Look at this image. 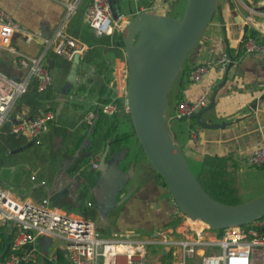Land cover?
I'll use <instances>...</instances> for the list:
<instances>
[{"label":"crops","instance_id":"1","mask_svg":"<svg viewBox=\"0 0 264 264\" xmlns=\"http://www.w3.org/2000/svg\"><path fill=\"white\" fill-rule=\"evenodd\" d=\"M74 1L76 0H0V8L6 11L21 27L40 34L44 39L51 37L56 30L62 28L63 35L73 38L77 46L83 45L81 47L85 52L88 48L89 34L85 16H83L82 27L79 30L68 27L76 10L68 19H65L66 4ZM156 1H153V6L156 9L151 12L166 14L170 2H179L180 15L183 14L187 2V0ZM81 2L82 0L76 2L78 7ZM144 5L148 4L144 3ZM219 6L197 45L189 53L185 67L183 66L170 88V90L172 89L171 103L173 104L169 109L166 107L165 116L168 119L169 130L174 140L181 146L188 163L197 169L205 155L230 154L234 157L238 166L239 196L241 199L248 200L262 193V190L256 185L252 190L246 192L238 175H260L261 172H264V168L249 166L243 161L246 155L257 147L258 142L264 139V87L259 85L264 80V63L258 54H243L241 40L247 34L248 29L255 31L258 35L264 34V0H224V3ZM138 7L140 10H144L142 5H137L136 9L120 13L115 18V23L118 25L116 24L113 35L121 34L120 27H123L136 15ZM249 14L252 15L250 20L247 19ZM246 28H248L247 31ZM42 38L25 42L22 35L16 33L12 37L11 46L20 52L38 57L45 47ZM111 41L112 79L109 82V87L114 91L115 98H118L119 95L123 97L124 91L123 93L119 92L121 88H117L115 78L118 74L117 69H119L120 63L122 64L121 60L126 53L124 47L113 40V36ZM84 52L80 55V61ZM222 53L228 55L229 63H231L230 66L228 63L224 72L214 64L201 80L191 81L189 79V72L194 66L206 61L214 62ZM80 61L77 66L76 82L67 80L69 70L66 68H55L53 71L56 100L65 96V101L58 108V117L54 122V125L66 130V135L60 137L64 138L62 149L56 151V147H52L47 134L39 142L32 141V146H38L37 148L46 153L47 158L45 161L37 160L34 166L24 162L23 164L27 163L24 170L20 169L23 164L16 162L14 157H10L12 161L10 167H4L7 157L18 154L23 150V147L4 152V161L0 165V185L7 187L11 195L18 200L37 202L47 197L51 205L60 210L76 215L85 216L88 214L89 219L93 221L96 230L102 236L110 237L115 230L129 231L137 233L140 237L158 241L156 230L169 226L177 219L179 221L181 215L174 205L162 177L146 158L139 141L133 139V144L138 152H143V156L140 157L139 153H134L132 147H129L126 158L124 156L117 158V165L122 172H125L127 178L124 187L116 193L113 206H109V201L106 206L98 203L102 194L101 189L96 191V186L88 192H84L83 183L78 178L79 171H74L78 162L73 163L77 155L69 156L72 150L70 142L81 131L80 126L83 124L82 118L85 113L92 111L88 108L89 103L82 107L79 105L84 100V97H79L80 95L74 94L75 98H73L79 102L72 101L73 99L67 100L70 93H75L76 86L85 82V76L93 72L92 67L84 65ZM43 62L48 65L47 54H45ZM57 70L60 71L61 88L54 82ZM0 71L14 80L21 79L26 73V69L17 64L15 54L3 47H0ZM123 72L121 73L122 77ZM204 87H210L209 102L214 90L217 89V92L213 107L205 110L201 118L206 123L222 124L223 126L203 127L198 124L196 119L189 118L190 120L185 119L182 122L179 120L181 118L176 117V105L181 101L197 99ZM63 89H66L65 92ZM93 101L94 99L91 100L93 105H98L99 101ZM209 102L199 111L207 108ZM74 115L77 116L76 120L69 124L67 118L70 116L72 119ZM17 117L21 118V116ZM59 118L63 119L59 120ZM97 155L101 159L103 152L97 153L92 158ZM105 161L107 160L105 159ZM87 164L90 166L89 163ZM10 170L29 171L31 182L24 181V179L20 181L18 177L14 181L16 175H13L10 180L12 172ZM33 175L35 178L31 179ZM41 181H44V184H41ZM84 193H86L85 197H81ZM188 223L194 227L197 226L195 222L188 221ZM48 238L43 237L36 243L39 255L33 264H45V259L52 257L53 252L57 256L58 264H63L59 259L60 256L64 260V264H69L67 253L64 252V241L51 238V244L47 245L44 239ZM148 250L149 256L154 258L155 263L162 264L163 257L169 261V252L165 245L155 242L148 246ZM153 250L157 251L156 256H151Z\"/></svg>","mask_w":264,"mask_h":264},{"label":"built area","instance_id":"2","mask_svg":"<svg viewBox=\"0 0 264 264\" xmlns=\"http://www.w3.org/2000/svg\"><path fill=\"white\" fill-rule=\"evenodd\" d=\"M77 1L81 0L66 4L65 19L76 10ZM145 1L148 4L146 6L150 7H142L147 8L144 11L151 12L156 9L153 6L154 0ZM84 16L87 25L95 33L113 34L117 23L109 0H89ZM251 18L252 15L249 14L247 19ZM120 28L122 30V27ZM16 33H20L25 42L42 38L40 34L21 27L0 8V47L14 53L17 64L26 69L25 75L19 80H14L0 71V133L6 123L12 135L29 137L33 142H39L55 122L54 111L46 109L34 116L18 118L11 116V110L31 82H35L38 92L53 84L52 73L43 62L48 50L72 59L75 53L81 55L84 49L81 47L83 45L77 46L73 38L64 36L60 28L51 37L42 38L45 47L40 56H30L11 46L12 37ZM241 51L247 55L258 54L264 63V34H245L241 40ZM229 62L228 55L222 53L214 62L206 61L194 66L189 72V79L201 80L214 64L224 72ZM123 78L127 79V68L124 69ZM259 85L264 87V80ZM74 94L70 93L67 100L75 98ZM209 94L210 87H204L197 99L179 102L176 105V117L192 118V115L208 104ZM123 97L125 109H128L126 87ZM114 100L115 98L97 104L104 114L112 115L118 111ZM82 122L86 126H92L95 122L93 111H87ZM99 161L100 156L97 155L89 164L97 170ZM243 161L249 166L264 167V139L258 142L257 147L246 155ZM34 178V175L31 176V179ZM41 184H44V181H41ZM180 215L183 219L178 239L173 236L174 232L178 231V224L176 228L166 227L158 231L156 236L162 237L161 240L158 238V241L140 237L135 232L117 230L113 231L110 237H105L96 230L91 219L53 207L47 197L37 202L18 200L11 195L7 187L0 185V227L7 225L8 233L12 232L9 253L0 260V264H33L39 255L36 243L43 237L64 241L69 264H158L149 256L148 250V246L155 242L167 247L173 259L169 264H264L263 219L246 225L214 230L208 225L194 227L192 224H186L189 218L181 213ZM163 234L169 235L167 240ZM47 259L52 261V264H58L55 252Z\"/></svg>","mask_w":264,"mask_h":264},{"label":"water","instance_id":"3","mask_svg":"<svg viewBox=\"0 0 264 264\" xmlns=\"http://www.w3.org/2000/svg\"><path fill=\"white\" fill-rule=\"evenodd\" d=\"M113 17L120 13L117 0H109ZM122 27L121 39L127 64V107L139 144L157 173L162 177L177 210L192 220H201L211 229L250 224L264 217V193L237 204H225L212 198L191 170L181 146L170 133L165 116L169 90L189 53L212 21L216 0H187L181 17L140 10ZM80 55L75 53L67 80L76 82ZM231 63H229V66ZM52 76L54 69H50ZM65 92L66 89H63ZM217 89L207 108L192 115L203 127L222 124L206 123L202 113L213 107ZM63 105L65 96L59 98ZM92 126H90V129ZM103 153L96 191L101 189L98 203L114 205L116 193L125 185L127 175L116 160L105 161ZM264 231V226L262 227ZM51 244L52 239H44ZM9 242L5 244V250ZM66 252V251H64ZM45 264L52 261L45 259Z\"/></svg>","mask_w":264,"mask_h":264},{"label":"trees","instance_id":"4","mask_svg":"<svg viewBox=\"0 0 264 264\" xmlns=\"http://www.w3.org/2000/svg\"><path fill=\"white\" fill-rule=\"evenodd\" d=\"M88 2L89 0H82L79 3V7L77 6L78 8L75 11L76 13L72 15L68 23V27H74L77 30L82 27L81 22ZM145 3L147 4L146 1ZM117 8L119 13H122L120 0H117ZM166 14L178 18L180 15V3L170 2ZM90 29L89 27L88 48L84 52L80 62L92 67L93 72L85 76V82L79 83L76 86L75 94L80 95L79 97H84V100L79 103L81 107L89 103L88 108L93 111L95 122L91 129L90 126L83 124L80 126L81 131L70 142L72 150L69 155H77L73 160V163L78 162L74 167V171H79L78 178L83 183L84 192H88L94 188L100 176L99 170L93 169L87 164L94 155L103 152L106 154L105 159L108 163L112 160L118 162V157L124 156L126 158L130 146L128 143L133 139L138 141L129 112L125 113L124 97L115 98L114 91L109 87V82L112 79L111 39L113 36V40L119 42L120 46H123L121 35L96 34ZM247 33L251 35L256 34L255 31L249 29ZM46 54L49 69L66 68L69 70L72 59L69 60L51 50H48ZM120 54L122 56V52ZM186 60L183 64L184 67ZM113 98H115L114 101L116 102L118 112L112 115L104 114L98 105H93L91 102L92 99H94L93 102H109ZM59 104L60 101L56 100L53 84L44 91L38 92L35 82H31L28 89L17 99L10 114L12 117H29L46 109H51L56 114V108ZM46 105L48 107L44 108ZM179 120L183 122L185 118ZM61 134L66 135V130L57 125H52L50 131L47 133L49 141L53 148L56 147V151L62 149L64 144V138H60ZM32 141L33 139L29 137L12 135L9 132L8 125L5 123L0 133V165L4 161V152L18 150L23 146H27ZM237 167L234 157L230 154L223 156L205 155L200 167L193 173L203 189L212 198L225 204H237L242 202L237 184ZM85 194H82L81 197H85ZM85 217L89 218L88 214H85ZM261 219L264 220V217ZM8 228L7 225L0 227V260H3L9 253V249L5 250V244L12 239V232L8 233ZM59 259L63 264L65 263L61 256Z\"/></svg>","mask_w":264,"mask_h":264},{"label":"rangeland","instance_id":"5","mask_svg":"<svg viewBox=\"0 0 264 264\" xmlns=\"http://www.w3.org/2000/svg\"><path fill=\"white\" fill-rule=\"evenodd\" d=\"M155 1L156 0H154V2ZM156 2H158V1H156ZM216 2H217V7H218L219 5H221V4L224 3V0H216ZM144 3H145V0H120V4H121V8H122V13L125 12V11L128 12L130 9H136L137 5L138 6L142 5L143 8L150 7V6L144 5ZM169 5L170 4H168V6ZM146 9H144V10H146ZM112 13H113V11H112ZM179 17H181V15H179ZM121 62H122V64L120 63V67H119V69H117L118 70V74L116 75V78L115 79H116V82H117V88L118 89L121 88V89H119V92H122L123 93L125 87L127 86V79H124L122 77L121 73L126 68V55H124V58L121 60ZM59 75H60V71L57 70L56 73H55V75H54V82L57 83V85H58L59 88H61V86H62L61 85V81H60L61 80V77ZM122 85H123V87H122ZM171 90H170V93L167 96V106H166L167 109H169L170 105L173 104V103H171V96H172ZM55 91H56V88H55ZM119 97H121V95H119ZM75 100L76 99H73L72 101H75ZM77 102H79V101H77ZM125 111H126L125 113H127L128 112V109H125ZM57 117H58V115L56 116V118ZM76 118H77L76 115H74V117L72 116V119H70V116H69L67 118L68 123L70 124V122H71V124H72V122L75 121ZM60 119H63V118H59V120ZM61 135L63 136L64 134H61ZM133 141L134 140H131L128 143L130 146L129 145L128 146L130 148L132 147L134 153H139V156L140 157L143 156V154H142L143 152H141V151L138 152L136 146H134V144H133ZM135 143L137 144L136 141H135ZM27 146H29V147L28 148H24L26 146H23V150L22 151H19L18 154L8 156L7 159H6V163H5L4 167H7L8 168L12 164V161H11V158L10 157H14L15 160H16V162H19V164H23L24 162H27L31 166L32 165L34 166L35 163L37 162V160L45 161V158H47V155H46V153L43 152V150H40V148H37L38 146H34L33 147L32 146V143L28 144ZM138 148H140L139 145H138ZM26 164H23L20 169L24 170ZM188 164H189V166H190V168H191V170L193 172H195L197 170L196 167L192 166L190 163H188ZM22 170H19V171H12V170H10V171H12L11 172V175H10V180L12 179L13 175L14 176L16 175L14 177V181H16L17 180V177H18V179L20 181L24 179V181L31 182L29 171L28 172H25V171H22ZM4 171H6V170L4 169ZM238 177H240L241 185L244 187V190L246 192H249L250 190H252V188L256 185L257 188H259V189L262 190V193L261 194L264 193V172H261L260 175H238ZM252 198H254V197H252ZM242 200L243 201H247V200H244V199H242ZM248 200H250V199H248ZM179 219H180V221H178V219H177L176 222L170 224L169 226L161 227V228L157 229L156 232H158L160 230H163L166 227H174V228H176L177 227V224H178V231L174 232V235H173L175 237L174 239H178L179 238L178 236L180 235V231H181V227H182L181 223H182V219L183 218L180 217ZM163 236H164V239L165 240H167L168 237H169V235L167 236L165 234H163ZM156 238H159L160 240L162 239V237L160 235H158ZM156 254H157V251L156 250H153L151 256H156ZM168 255H169V261H167V258L166 257H163L162 260H161L162 261V264H168V263L171 262L170 260H172V255L170 253H168Z\"/></svg>","mask_w":264,"mask_h":264},{"label":"bare ground","instance_id":"6","mask_svg":"<svg viewBox=\"0 0 264 264\" xmlns=\"http://www.w3.org/2000/svg\"><path fill=\"white\" fill-rule=\"evenodd\" d=\"M188 221H190V222H195L196 224H197V226H202V225H207V224H205L203 221H201V220H192V219H187V221H186V224H189L188 223ZM200 224V225H199ZM197 226H195V227H197Z\"/></svg>","mask_w":264,"mask_h":264}]
</instances>
